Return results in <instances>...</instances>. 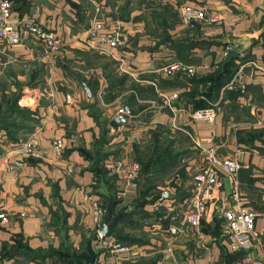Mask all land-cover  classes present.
Masks as SVG:
<instances>
[{
  "label": "crops",
  "instance_id": "obj_1",
  "mask_svg": "<svg viewBox=\"0 0 264 264\" xmlns=\"http://www.w3.org/2000/svg\"><path fill=\"white\" fill-rule=\"evenodd\" d=\"M13 3L14 19L34 18L55 33L63 48L47 54L21 24L20 44L0 42V159L8 155L22 163L0 162V205L10 215L0 225V264H76L64 255L85 254L88 241L98 254L95 264L264 259V0ZM182 6L216 19L185 23ZM96 19L104 28L90 37L87 29ZM114 27L128 35L124 48L111 49L102 41ZM232 50L238 56L220 87H213ZM175 62L193 66L195 73L159 71ZM240 65L245 92L224 90ZM209 105L217 110L212 123L191 119L193 110ZM120 116L126 120L113 126ZM56 137L63 143L60 158L52 146ZM31 139L41 157L16 151ZM148 140L165 153L150 152L148 170L135 189L126 183L125 168L138 160ZM203 147L234 156L244 166L236 178L221 173L222 190L201 226L186 228L167 255L164 228L170 209L188 200L192 174L203 165ZM102 182L115 195V213L127 209L116 233L105 237L92 206L97 201L105 211ZM234 194L260 212L254 223L258 239L250 250L230 247L217 210L221 204L235 206ZM111 241L130 246L135 254L118 258L109 251Z\"/></svg>",
  "mask_w": 264,
  "mask_h": 264
},
{
  "label": "built area",
  "instance_id": "obj_2",
  "mask_svg": "<svg viewBox=\"0 0 264 264\" xmlns=\"http://www.w3.org/2000/svg\"><path fill=\"white\" fill-rule=\"evenodd\" d=\"M99 10V7L97 8ZM185 21L192 18H201L200 11L193 8H186L183 12ZM18 24L25 27V32L35 36L39 39L47 50V54L59 52L63 45L59 38L52 31L45 30L34 18L26 20L14 19L12 14V1L0 0V42L7 46L13 47L21 43L24 33L19 30ZM104 28L103 23L96 19L87 29V34L90 37H96L98 32ZM103 43L111 49L124 48L128 42V35L123 33L118 27L110 28L102 37ZM252 64H254L252 62ZM262 69L261 67L257 66ZM164 75H171L175 72L186 71L188 74H194L195 68L186 65L182 62H175L162 67L159 70ZM224 90H239L245 92L246 84L244 81V66L240 65L233 73L231 78L223 86ZM216 108L213 105L204 108L195 109L191 112L192 120L204 121L212 123L216 117ZM53 150L56 158H60L63 151V143L61 138L56 137L53 140ZM199 146V143H197ZM30 153L32 146L29 143H23L16 148V151L21 153ZM203 165L195 170L192 174L190 183V196L184 206H172L168 218V225L164 228L169 240H167V255L171 251V244L176 240L186 228H199L208 212L209 204L217 198L220 194L223 182L221 173H226L232 178H236L238 172L243 168V164L234 156H222L214 147L202 148ZM4 163L22 165L21 162H14L11 156H6ZM68 171H71V166H68ZM141 179V166L137 161H133L125 168V180L128 185L137 189ZM237 204L235 206L227 207L224 205L217 206L218 213L224 219V224L227 233V239L232 249L250 250L253 247L258 236L254 229V223L260 212L245 206L242 200H238L236 194ZM93 217L95 223L100 226L103 216V208L97 202L93 201ZM0 208V224L7 222L5 213ZM151 221H144L145 225H149ZM161 228V227H159ZM157 230V229H156ZM99 232V231H98ZM109 251L117 256H132L135 250L126 244L111 241L108 243ZM119 258V256H118ZM238 264H264L263 258H251L248 255L242 258Z\"/></svg>",
  "mask_w": 264,
  "mask_h": 264
},
{
  "label": "water",
  "instance_id": "obj_3",
  "mask_svg": "<svg viewBox=\"0 0 264 264\" xmlns=\"http://www.w3.org/2000/svg\"><path fill=\"white\" fill-rule=\"evenodd\" d=\"M237 56H238V51L232 50L228 55V57L226 58V60L223 62V67H225ZM87 90L90 89L87 87ZM128 112L131 113L132 110H128ZM125 120H126L125 116H120L112 122V125L116 127ZM99 191L102 195L108 197V201L103 215V220L100 226V235L102 237H105L109 234L116 233V225L122 219L123 213L127 212V209L120 210L117 213H115V208H116L115 195L105 188V184L103 182L101 183ZM97 255H98L97 252L94 250L92 246V242L88 241L85 254L73 253L72 256L75 259L76 264H95Z\"/></svg>",
  "mask_w": 264,
  "mask_h": 264
},
{
  "label": "rangeland",
  "instance_id": "obj_4",
  "mask_svg": "<svg viewBox=\"0 0 264 264\" xmlns=\"http://www.w3.org/2000/svg\"><path fill=\"white\" fill-rule=\"evenodd\" d=\"M186 8H191V7H188V6H182L181 7V13H182V17H183V12H184V10L186 9ZM192 9V8H191ZM13 10V9H12ZM194 10H196V9H194ZM197 11H199V10H197ZM13 12V11H12ZM201 12V11H200ZM201 14H202V17L201 18H192V19H190L189 21H185V19H184V17H183V20H184V22L185 23H191V22H194V21H196V20H215L216 19V17L215 16H212V15H206L203 11L201 12ZM100 32V31H99ZM99 32H98V34H97V36L99 35ZM105 35V33L103 34V36ZM96 36V37H97ZM102 36V37H103ZM6 45V44H5ZM119 49V48H118ZM251 65H253V66H255V67H257L258 65L256 64V63H254V64H251ZM192 75V74H191ZM11 99H13V98H11ZM11 102H13V101H11ZM214 107H215V105H214ZM60 138V137H59ZM54 140V139H53ZM53 140H52V142H53ZM62 140V139H61ZM25 143H29L31 146H32V149H31V152L30 153H25V152H22V148H21V155L22 156H28V157H41L42 155H41V153L39 152V151H37V149L35 148L36 147V145H35V143H33V140L31 139V140H28L27 142H25ZM21 146V145H20ZM52 146H53V143H52ZM194 146V145H193ZM155 152L156 154H157V156H160L161 154H164L165 153V151H164V149L163 148H160L158 145H154V146H150V141L148 140V141H146L145 142V144L143 145V149L141 150V153H140V155H139V157H138V160H137V162L140 164V166H141V176H143L144 174H146V172H147V170H148V160H149V158H150V152ZM7 156V155H6ZM6 156H3L1 159H0V162L1 163H4V160L6 159ZM12 159V158H11ZM13 160V159H12ZM14 162H21L20 160H14ZM4 164H6V165H10V166H13V167H18L17 165H11V164H7V163H4ZM149 172V171H148ZM0 208L1 209H3L2 211L5 213V215H6V217H7V222L10 220V215H9V213L7 212V210L3 207V206H1L0 205ZM7 222H5V223H7ZM5 223H3V224H5ZM1 225V224H0Z\"/></svg>",
  "mask_w": 264,
  "mask_h": 264
},
{
  "label": "trees",
  "instance_id": "obj_5",
  "mask_svg": "<svg viewBox=\"0 0 264 264\" xmlns=\"http://www.w3.org/2000/svg\"><path fill=\"white\" fill-rule=\"evenodd\" d=\"M11 1H12V9H13L14 8V3H13V0H11ZM262 24H264V19L262 20ZM263 35H264V32H263ZM231 65H232L231 63H228L225 66V68H224L225 72L223 71L224 73H220V72L219 73H216L215 77H213V87L214 86H219L220 87V85L222 84V78L225 77V75L227 74V71L230 70L229 68H230ZM96 172H97L96 173L97 176H100V177L104 176V173L101 172L100 170H97ZM102 205L104 207V204H102ZM64 256L70 262H75V259L73 258V256L71 254H65Z\"/></svg>",
  "mask_w": 264,
  "mask_h": 264
}]
</instances>
